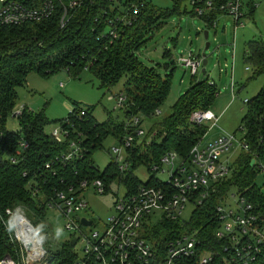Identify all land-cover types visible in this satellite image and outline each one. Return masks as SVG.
Returning <instances> with one entry per match:
<instances>
[{"label": "trees", "instance_id": "trees-1", "mask_svg": "<svg viewBox=\"0 0 264 264\" xmlns=\"http://www.w3.org/2000/svg\"><path fill=\"white\" fill-rule=\"evenodd\" d=\"M186 0H172L170 10L160 9L145 0L144 6L131 23L116 22L115 37L106 32L110 19L114 18L116 9H111L109 0H80V5L68 9L69 21L64 28H59L58 20L63 13V3L56 1L52 16L41 22H29L20 25L0 26V209L23 205L29 213L38 217L45 215L42 203H35L31 196L28 182L34 175L44 171V164L51 161L61 151L67 150V144L54 142L44 126L50 122L57 123L63 118L49 121L42 111L34 112L23 105L21 114L16 116L18 127L9 130L7 119L16 108L18 89L27 83L31 72L42 78H48L54 72L66 69L72 78H79L87 70L98 82L99 88L110 89L118 82H123V92L127 108L125 116L138 115L142 120L151 121L165 101L170 90V74L161 75L154 66H146L137 57L138 49L145 43L147 34L158 28L163 19L177 11ZM191 13L188 9L184 11ZM192 14V13H191ZM212 15L205 18L211 25ZM204 19V18H202ZM244 57L251 62L257 74L264 71V44L257 40L248 42ZM255 72V73H256ZM189 88L172 105L171 112L153 122L146 137L151 135L148 144H137L132 151L135 163L157 161L160 156L173 150L181 157H186L205 132V123L196 124L189 120L191 112L210 110L209 106L217 95V88L207 78L196 81V75ZM246 111L241 118L238 129L243 131L245 150L240 147L233 161H228L229 174L220 181L216 192L204 208L197 209L191 228L207 240L212 238L216 225L213 223V205L229 192L231 188L252 204L253 209L264 218V189L256 182L258 173L264 168V84L258 92L247 99ZM81 107L75 103L73 110ZM80 118L70 117L65 123L72 134L83 135V153L73 167L65 169L55 165L56 173L48 179L57 181L63 175L67 179H79L86 176H101L108 182L115 175L116 168L109 163L105 171L100 172L92 159V153L103 146L105 138L113 136L121 139L125 133L124 122L109 116L98 121L92 114V107L84 109ZM28 141V147L18 155L16 162L9 160L18 147V142ZM228 159V158H227ZM107 170V171H106ZM75 171V172H74ZM26 172L27 175H23ZM50 174V173H49ZM154 177L151 181L154 182ZM39 180V179H37ZM127 184H137V176L128 173ZM206 209V210H204ZM172 226L160 222L151 230V236H165ZM204 240V239H203ZM70 240L60 247L48 251L49 264H72L75 254ZM210 245L217 247L212 238ZM17 257L16 249L8 236V229L0 222V258L3 255ZM264 264V263H263Z\"/></svg>", "mask_w": 264, "mask_h": 264}, {"label": "built area", "instance_id": "built-area-1", "mask_svg": "<svg viewBox=\"0 0 264 264\" xmlns=\"http://www.w3.org/2000/svg\"><path fill=\"white\" fill-rule=\"evenodd\" d=\"M56 1L61 0H0V26L44 21L54 13ZM186 1L190 4L192 15L204 19L215 15L211 19L213 26L217 15L224 13L234 18L235 26H243L241 19L250 18L257 5L254 0ZM109 2L112 3L111 9H116V12L114 18L109 20L106 32L113 37L117 34L115 23L130 24L145 4V0ZM80 3V0H66L62 4L59 28H64L69 21L68 9ZM202 59L200 55L189 51L181 54L177 61L189 69L192 75H196ZM110 94L109 99H115V109L127 108V97L123 92ZM22 108L15 109L13 115H20ZM84 109H71L49 132L54 142H66L67 150L47 161L44 164L45 173L41 171L37 178L34 175L27 184L35 203H42L45 211L54 208L63 216L64 227L72 231L67 240L75 239V244L80 243L77 250L73 245L76 256L72 264L264 263V218L237 193L230 195L235 200L233 206L224 200L229 192L213 205L211 212L216 227L211 235L217 247L209 244L212 238L207 240L191 228L195 211L204 208L220 181L230 172L226 155L236 142L234 133H223L206 144H201L200 140L192 146L186 157L168 150L157 161L136 164L132 151L137 144H148L151 135L146 137L148 130L144 129L143 120L131 114L126 116L127 120H122L125 133L121 139L115 138L117 142L110 147L109 163L115 166L117 173L108 182L101 176L73 180L61 175L57 181L48 179L55 175V165L64 169L73 167L83 153V135L72 134L63 124L70 123L71 116H84ZM159 112L156 110V114ZM189 120L196 124L210 121L215 126L217 117L211 110H196L190 113ZM239 143L241 148L248 149L244 139ZM27 147L28 141L21 139L16 150L9 155V160L16 162L18 155ZM140 164L146 166L149 174L147 179L143 181L137 177V184H127V174L136 176L133 172ZM103 171L105 168L100 172ZM23 175L27 173L23 172ZM163 175L167 176L165 180L160 179ZM151 177H154V182H149ZM116 179L118 184L122 183L124 193L114 195V213L106 219L101 229H90L88 234H84L80 218L86 216H80L79 212L88 205L86 193L91 190L93 193L104 194ZM91 220V224L85 226L93 225L94 220ZM0 222L8 229L9 239L17 252V257L7 254L1 257L0 264H49L48 251L22 205L5 207L3 211L0 209ZM160 222H167L172 228L167 235L155 238L151 236V230Z\"/></svg>", "mask_w": 264, "mask_h": 264}, {"label": "rangeland", "instance_id": "rangeland-1", "mask_svg": "<svg viewBox=\"0 0 264 264\" xmlns=\"http://www.w3.org/2000/svg\"><path fill=\"white\" fill-rule=\"evenodd\" d=\"M146 1L160 9L170 10L173 7L172 0ZM254 1L257 5L252 16L241 19L243 26H235L234 18L225 13L217 15L214 26L208 25L205 19L184 11V8L190 9V4L184 1L179 10L165 16L158 23L159 27H154L147 34L145 43L137 51L138 59L146 66L156 67L163 76L170 71L167 66L173 67L174 64V67L169 77V93L159 109V114L151 121L143 120L145 130L171 112L172 105L185 93L194 79L189 69L180 65L177 58L189 51L201 57L204 54L207 62L200 66L195 80L207 78L217 88V95L209 106L217 117V122L215 126H212L210 121L205 123L207 131L201 139V144L214 141L223 133H234L236 142L226 155L229 162L234 160L240 151L239 141L244 137L243 131L238 129L247 108L244 100L253 97L264 84V71L257 74L255 66L244 57L249 41L257 40L264 44V0ZM204 31L208 32L207 38L204 37ZM207 42L209 44L206 48ZM121 89L122 81L110 89L99 88L97 80L87 70L82 71L79 78H72L66 69L54 72L48 78L31 72L27 77V84L18 89L15 109L26 105L34 112L42 111L49 121H53L66 117L77 103L81 108L92 107V114L98 121L106 120L109 116L122 121L127 120L124 109H115V99H109L110 93H118ZM6 126L9 130L16 129V116L10 115ZM56 126L57 123L50 122L44 126V130L49 133ZM116 142L115 137L108 136L103 146L92 153L91 157L99 171L109 164L110 147ZM133 173L143 181L149 175L146 166L142 164L138 165ZM166 178V175L160 177L161 180ZM256 182L264 189V169L258 173ZM116 193H124L123 185L118 184L117 179L104 194L93 193L91 190L86 193L88 205L79 215L93 219L94 224L81 225L84 234H88L90 229H101L106 219L114 213L113 202ZM233 193H236V190L231 188L229 196L224 199L232 206L235 200L230 195ZM23 209L36 227L47 250L60 247L61 243L69 238L72 231L64 227L65 221L59 211L50 208L44 216L38 217L29 213L25 206ZM189 209L188 205L187 212ZM79 246L80 243L77 242L75 250Z\"/></svg>", "mask_w": 264, "mask_h": 264}, {"label": "water", "instance_id": "water-1", "mask_svg": "<svg viewBox=\"0 0 264 264\" xmlns=\"http://www.w3.org/2000/svg\"><path fill=\"white\" fill-rule=\"evenodd\" d=\"M207 36H208V32L207 31H204V37L205 38H207ZM208 42L206 43V48L208 47ZM202 57H203V59H202V64L203 65H205L206 64V59H205V55L204 54H202ZM80 222H81V224H83V225H89V224H91V222H92V220H89V219H87L86 217H81L80 218ZM75 244V239H72L71 240V242H70V245L71 246H73Z\"/></svg>", "mask_w": 264, "mask_h": 264}, {"label": "crops", "instance_id": "crops-1", "mask_svg": "<svg viewBox=\"0 0 264 264\" xmlns=\"http://www.w3.org/2000/svg\"><path fill=\"white\" fill-rule=\"evenodd\" d=\"M251 16H252V14H251ZM27 84V83H26ZM233 85L231 84V91L233 92ZM232 96H233V94H232Z\"/></svg>", "mask_w": 264, "mask_h": 264}]
</instances>
